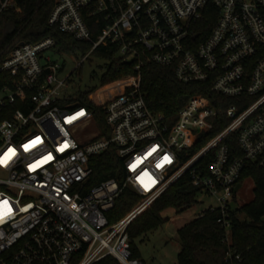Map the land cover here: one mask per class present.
Wrapping results in <instances>:
<instances>
[{"label": "built area", "instance_id": "1", "mask_svg": "<svg viewBox=\"0 0 264 264\" xmlns=\"http://www.w3.org/2000/svg\"><path fill=\"white\" fill-rule=\"evenodd\" d=\"M6 10L20 8L0 0ZM48 21L91 45L84 58L117 47L115 58L134 62L135 73L88 93L104 108L105 135L82 102L85 92L71 99L58 78L62 64L45 54L56 49L54 37L21 41L2 61L12 82L0 88V114L7 115L0 120V264H95L109 256L145 264L134 256L128 226L185 175L199 196L216 200L197 216L220 211L229 242L243 173L249 162L264 166V0H57ZM150 62L171 66L180 82L208 83L215 99L193 94L170 124L142 90ZM229 99L227 107L215 103ZM94 125L101 129L84 132ZM201 138L208 140L185 160ZM112 144L124 183L89 185L91 158ZM126 187L143 199L111 223L106 213Z\"/></svg>", "mask_w": 264, "mask_h": 264}, {"label": "trees", "instance_id": "2", "mask_svg": "<svg viewBox=\"0 0 264 264\" xmlns=\"http://www.w3.org/2000/svg\"><path fill=\"white\" fill-rule=\"evenodd\" d=\"M20 10L0 12V65L10 51L21 41H37L52 36L56 40V49L61 52L86 54L91 45L76 40L72 35L49 24V15L57 0H16ZM117 47H100L94 53L108 60L107 70L101 78L102 85L121 79L135 73L134 62H122L115 58ZM142 90L148 106L163 113L170 124H173L178 111L190 96L203 93L215 99L209 91L208 83L180 82L171 66L157 63H147L141 70ZM12 76L6 71H0V88L10 84ZM102 91L99 90L96 95ZM88 93L82 95V102L96 113V118L104 129L105 135H110V129L104 119V108L94 104L88 98ZM234 100L215 102L218 107H227ZM18 104L8 108L16 109ZM0 114V120L6 117ZM225 123L218 124L214 132L221 130ZM199 142L187 152V160L206 142ZM233 156L241 154L237 139L229 136ZM205 159V158H204ZM94 171L89 185H95L108 178H116L124 183L126 172L123 159L119 156L116 145L112 144L105 152L91 158ZM251 177L255 183L254 198L249 203L237 206L232 210V229L229 242L226 240V230L218 221L220 211L208 210L203 216H196L190 222L179 228L178 234L182 248L178 253L180 264H264V166L249 162L241 181ZM199 188L193 185L189 175H185L172 184L162 195L144 209L128 226L134 256L140 257L134 240L147 232L163 225L168 217L164 212L176 208L182 212L199 202ZM143 197L131 187H126L117 198L115 205L107 211L111 223L119 221L134 209ZM114 257H106L95 264H117Z\"/></svg>", "mask_w": 264, "mask_h": 264}, {"label": "rangeland", "instance_id": "3", "mask_svg": "<svg viewBox=\"0 0 264 264\" xmlns=\"http://www.w3.org/2000/svg\"><path fill=\"white\" fill-rule=\"evenodd\" d=\"M45 54L51 55L54 60L62 64L58 78L65 80L64 89L71 99L76 100L82 93L102 86L101 78L107 70V59L94 52L84 58V54L80 52H61L55 48L47 50ZM99 128L101 129L100 125L89 126L84 132L98 131ZM254 188L253 179L246 178L236 196L234 206H241L252 201ZM215 202V198L201 195L198 203L182 212H178L176 208L167 209L164 214L168 220L163 225L134 240L140 258L145 264H180L178 253L182 243L178 234L179 228L194 219L209 204Z\"/></svg>", "mask_w": 264, "mask_h": 264}, {"label": "water", "instance_id": "4", "mask_svg": "<svg viewBox=\"0 0 264 264\" xmlns=\"http://www.w3.org/2000/svg\"><path fill=\"white\" fill-rule=\"evenodd\" d=\"M242 185V183L240 182V183H238V185H237V187H236V189H238L240 186Z\"/></svg>", "mask_w": 264, "mask_h": 264}]
</instances>
